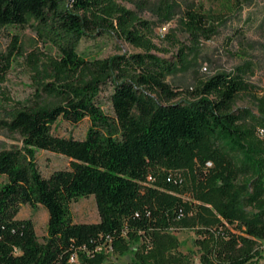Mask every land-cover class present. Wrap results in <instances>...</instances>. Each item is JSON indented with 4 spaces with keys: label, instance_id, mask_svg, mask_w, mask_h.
<instances>
[{
    "label": "trees",
    "instance_id": "obj_1",
    "mask_svg": "<svg viewBox=\"0 0 264 264\" xmlns=\"http://www.w3.org/2000/svg\"><path fill=\"white\" fill-rule=\"evenodd\" d=\"M119 0H0V28L34 24L37 36L59 54L34 71L39 93L57 106L5 107L0 132L18 134L24 149L0 150V264H106L105 249L131 245L135 264H190L175 233L192 231L202 264H258L264 243V106L236 108L253 90L241 68L179 91L167 77L183 56L163 59L151 25ZM151 0H142V9ZM179 8L193 42L217 34L216 20L200 0H161ZM179 1V2H178ZM177 2V3H176ZM176 13V12H175ZM116 37L141 53L87 60L84 40ZM19 39L0 54V84ZM108 94L113 115L102 107ZM62 120H88L84 139L62 137ZM69 160L45 176L36 153ZM95 197L100 220L74 222L71 205ZM48 212L47 235L23 206Z\"/></svg>",
    "mask_w": 264,
    "mask_h": 264
},
{
    "label": "rangeland",
    "instance_id": "obj_2",
    "mask_svg": "<svg viewBox=\"0 0 264 264\" xmlns=\"http://www.w3.org/2000/svg\"><path fill=\"white\" fill-rule=\"evenodd\" d=\"M205 10L216 20L217 34L210 40L193 42L181 25L179 8L167 6L161 0H151L142 9V0H119L118 3L137 12L142 20L151 25L149 36L158 48L155 54L163 59L183 56L184 65L167 77V83L179 91L193 89L219 73L245 71L246 81L252 85L250 93L238 96L235 107L249 108L258 112L264 106V0H200ZM179 2V1H178ZM177 3V2H176ZM176 12V13H175ZM19 39L22 57H15L5 82L0 84V121L6 119L5 107L9 104H40L50 108L60 101L38 92L42 82L34 71L49 58L59 57L57 49L43 42L36 34L34 24L25 27L0 28V54L10 51L13 39ZM79 54L87 60L106 59L115 55L141 53L127 42L116 37L88 39L81 42ZM108 94H102L104 111L113 115ZM90 123L85 120L73 126L60 120L54 128L62 137L84 139ZM264 139V136H262ZM24 149L23 138L18 134L0 132V150ZM36 159L43 175L67 168L69 160L47 151H37ZM7 179L0 175V187ZM74 222L97 223L100 220L95 197L83 198L71 205ZM18 218H33L40 240L47 235L48 212L42 207L21 208ZM181 247L179 252L190 260V264H202L201 253L194 244L196 235L192 231L175 233ZM139 245H131L130 251L122 252L112 246L104 250L106 264H135L134 251ZM263 258L258 264H264Z\"/></svg>",
    "mask_w": 264,
    "mask_h": 264
},
{
    "label": "built area",
    "instance_id": "obj_3",
    "mask_svg": "<svg viewBox=\"0 0 264 264\" xmlns=\"http://www.w3.org/2000/svg\"><path fill=\"white\" fill-rule=\"evenodd\" d=\"M261 135L264 136V132L263 131H261ZM70 262H71V264H77L78 263L77 257H72Z\"/></svg>",
    "mask_w": 264,
    "mask_h": 264
},
{
    "label": "bare ground",
    "instance_id": "obj_4",
    "mask_svg": "<svg viewBox=\"0 0 264 264\" xmlns=\"http://www.w3.org/2000/svg\"><path fill=\"white\" fill-rule=\"evenodd\" d=\"M264 132V131H263Z\"/></svg>",
    "mask_w": 264,
    "mask_h": 264
}]
</instances>
